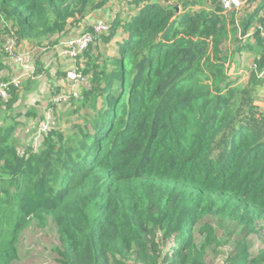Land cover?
Here are the masks:
<instances>
[{
    "label": "trees",
    "instance_id": "16d2710c",
    "mask_svg": "<svg viewBox=\"0 0 264 264\" xmlns=\"http://www.w3.org/2000/svg\"><path fill=\"white\" fill-rule=\"evenodd\" d=\"M110 1L0 0V68L20 63L1 46L7 36L18 47L93 35L74 58L90 83L71 102L82 123L51 127L27 157L12 126L0 129V264H25L30 227L41 239L54 230L52 264H209L207 248L220 264H264L263 240L248 238L264 230V37L254 28L264 0L227 11L217 0H126L113 13ZM99 10L103 32L87 21ZM243 52L253 54L244 75L229 68Z\"/></svg>",
    "mask_w": 264,
    "mask_h": 264
},
{
    "label": "rangeland",
    "instance_id": "374dc122",
    "mask_svg": "<svg viewBox=\"0 0 264 264\" xmlns=\"http://www.w3.org/2000/svg\"><path fill=\"white\" fill-rule=\"evenodd\" d=\"M125 1L126 0H124V1L123 0H112V1H110L109 5H112L114 7L112 9L113 10L112 13L115 12V10L119 11V10H123V8H127V5H125ZM240 2H241V0H240ZM243 2H245V3L243 5L242 10H244L246 8L247 0L242 1V3ZM202 6L205 7V5H202ZM251 6H254V5H253V3H249V0H248V6L247 7H251ZM223 9L226 11L228 10L225 8H223ZM102 15L103 14L100 10L97 12L93 11L88 15L90 18L87 16L88 17L87 21L90 22L91 24H93V22L98 23L100 20L106 21L107 16L106 15L102 16ZM258 15H261L263 20L259 21V22L256 21L254 28H259L260 32L264 35V9L260 10ZM96 17H100L99 18L100 20L96 19ZM106 25L108 27V24H106ZM239 32H240V30H239ZM239 35H240V33H239ZM121 36H122V34L118 33L112 41L116 42V41L121 40ZM92 38H93V35H92ZM240 38L244 39V37L242 35H240ZM10 39L11 38H9V36L4 38V41L1 42V46L4 44L5 48L9 50L8 51L9 54L11 53L12 55H14L15 59H17L18 54H26V56H27L26 61L27 62L24 64H21V65H18L17 63H15L14 59H12V60L4 59L2 62L5 65L8 64V67L0 68V97L7 96V91L9 88H16L15 91H18L22 86V89L17 92V95L19 97H18L17 101L14 102L13 105H11L9 107V109L6 107V105H4V107L7 109V111L1 112V110H0V129L3 130L6 128H10L12 126V131L14 132L13 135L17 136L19 133H21V134H24L25 136H27V133L33 134V130H30L28 132L30 119L25 114V112H27L29 110V108H30V111L35 112V115L31 114V117L33 118L32 119L33 121H36L37 118L41 117L39 114L37 115V112L42 113L44 108L47 107V103H45L44 107H40L41 105H39V104H41L42 98L45 97L44 93L46 92L48 95L47 100H50V99L56 98V97H54L51 94L52 92L50 93L49 92L50 90L46 89L45 86L40 88L37 86H32V84H31V76L34 73V71H36V61L45 62L44 61L45 53H43V52H46V49H44L43 47H38V46H36L34 49V48H32L33 46L25 40L22 41L18 47H15L13 40H10ZM51 45H52V43L47 44L46 48L50 47ZM228 45L224 44V46H226V47ZM109 52H110V50H109ZM64 55L65 54H63L62 56H59L58 60H62ZM252 57H253V55H252ZM50 61H55V59L51 58ZM65 61L69 62L67 68H65L63 65H60V66L62 68H65V70H64L65 73H69V72H71V71H69V69L75 68L74 59L66 58ZM229 68L232 71L236 70L235 72H237V73L244 72L245 70L248 69V64L243 62L242 64H240L238 66V64L236 62H232L230 64ZM44 69L45 68H43L42 71H44ZM50 69L53 72H56V69L53 68V66H51ZM37 72L39 73L40 71L37 70ZM59 75H61V73ZM67 77L69 79H73V78H75V75H67L66 74V76L59 77V79L61 80V85L58 87L59 90H61L59 93V96L61 95L59 99H61L63 101L68 99V97L65 93L66 91H77V96H79L78 92H79V88L81 86V84L79 82H77L76 84H73L72 82L67 81ZM41 78H42V76L40 75V77L38 79H35V80H39ZM3 79H5V80H3ZM16 83H21V85L17 87ZM82 84L86 85L85 82ZM30 87L32 88L31 92L26 93L25 91H28V89ZM260 96H262V99L259 100V102L261 103L262 106H264V89L261 91ZM29 106H31V107H29ZM54 113H55V118L51 121L52 127L53 126L56 127V125H57V128L59 130H61L64 133H68L70 130H73L75 127H77L76 124L81 122V120L85 114V110L84 109H77L76 105H73V107L70 109V111L68 113V107L65 106V104H63V103H60L59 107L54 108ZM36 141L40 144L41 138L36 139ZM255 213H257V212H255ZM212 222L215 223V220H212ZM257 223H259V221ZM53 231L54 230L49 229V228L47 230H45L44 234H43V239H41L38 236L37 230L33 227L28 228V230L24 234H21L20 239H19L18 250H19V254L23 255V261L25 264H52V261L50 258H48V259L45 258L44 249H45V246L47 245V243H49L50 241H55V235H54ZM255 232H256L255 235H253V236L250 235L249 239L251 242H254V240H256V239H258V240L264 239V231L262 230V227H259L257 229V231H255ZM194 238H196L199 243H201L204 240L203 238H200V233L197 231L196 228L194 231ZM170 245H173V244L171 243ZM221 245H223V244H221ZM258 245H260V243H255V246H258ZM224 248H225V246H224ZM206 250L208 252V256H207L208 263L209 264H220V261L223 257V256L221 257L220 250L215 249V250L211 251L208 248Z\"/></svg>",
    "mask_w": 264,
    "mask_h": 264
},
{
    "label": "clouds",
    "instance_id": "9594fccd",
    "mask_svg": "<svg viewBox=\"0 0 264 264\" xmlns=\"http://www.w3.org/2000/svg\"><path fill=\"white\" fill-rule=\"evenodd\" d=\"M102 21L104 23H106V21H104V20H102ZM94 23L95 22H93V24ZM93 24H91V27H92ZM106 24H108V23H106ZM261 36L264 37V35L262 33H261ZM22 41H24V40H22ZM25 41H27V40H25ZM70 41L71 40L68 39L66 41L60 40V42H56V41H53L52 38H51V41L49 40L48 42L41 43L40 45H38V47H43L44 49H46V52H43V53H45L44 57L49 56V55H54V54H57L58 57H59V56H62L63 54H65L63 56V58H62L63 60H65L66 58L74 59V58H76L78 56L79 53H81L86 48V46H84L83 48H80V47H74L73 48L72 47V42H70ZM49 43H52V45L50 47L46 48V45L49 44ZM35 47L36 46H33L32 48L35 49ZM21 55H24L26 59H25L24 62L20 61V63L18 65H21V64H24V63L27 62L26 61L27 60L26 54H21ZM44 63L46 64V62H44ZM67 63H69V62H67ZM64 65H66V63ZM47 66H51V65H46L44 71H42V69H39L37 67V65H36V71H34V73L31 76V82H32V80L36 76L37 77L35 79H38L40 77V75L41 76H43V75H47V76H52V75L59 76L56 72H55V74H52V70L51 69H47ZM67 66H68V64H67ZM65 68H67V67H65ZM37 70H39L40 72L38 73ZM69 71H71L72 73L69 72V73H66V74L67 75H75V78L69 79L67 77V81H70L73 84H76L77 82H79L81 84V86L79 88L80 93L82 91V87H84V88L85 87H87V88L90 87V83H86V85L85 84H82L85 81H84V79H80L79 78L78 73H77V71L75 69H69ZM59 77H62V76H59ZM20 85H21V83H16V86L17 87L20 86ZM58 87L59 86H56V87H54V86L53 87H46V89H49L50 90L49 92L50 93L52 92L51 94L54 97H56V98H52L50 100H47V99L45 100V97L42 98L41 104H39V105H41L40 107H44L45 106V103H47V107L44 108V110L42 111V113L37 112V115L39 114L41 117L37 118L36 121H33L32 120L33 118L31 117V114L32 115H35V112L30 111V108H29V110L27 112H25V114L33 122V134L27 133V136H26L28 138L27 140H25L23 138V135H21V136L19 134L17 136L12 135L16 139H18L19 142H20V143H18V145L16 147V153H17L18 156H20V157H27L31 153H37L38 152L39 147H40V144L36 141V139L41 138V142H42V136L45 135V134H47L49 132V130L51 129V127H52L51 121L55 118L54 108H57L56 105L59 106L60 103H63L66 106H69V108L71 109L73 107V105H76L77 104L76 102H73L71 104L72 100H78V99L81 98V96H77V91H66L65 93H66L68 99L65 100V101H63V100L59 99L60 96H61V95L59 96V93H60L61 90H59ZM30 92H31V90L28 93H30ZM8 97H9V95H8V91H7V96H4L3 98L7 99ZM261 99H262V97L259 96L258 99H257V101H258L257 103L259 104V106L261 108H264V106H262L261 103L259 102V100H261ZM70 104H71V106H70ZM29 107H31V106H29ZM80 123H82V120H81ZM80 123H78V124H80ZM13 133L14 132L12 131L11 134H13ZM249 237H250V235L248 236V238ZM262 240L264 242V239H262Z\"/></svg>",
    "mask_w": 264,
    "mask_h": 264
},
{
    "label": "crops",
    "instance_id": "0c3cea01",
    "mask_svg": "<svg viewBox=\"0 0 264 264\" xmlns=\"http://www.w3.org/2000/svg\"><path fill=\"white\" fill-rule=\"evenodd\" d=\"M102 16L105 15V13L102 11ZM100 17H96V19H99ZM65 38H63L62 40H64ZM252 53L250 52H243L242 53V56H241V61L238 63V66L240 64H242L243 62L247 63L248 65L250 64V59L252 57ZM51 58H54L55 61H50ZM58 55L57 54H54V55H49V56H46L44 58V61L46 62V65H51L53 66V68L55 69H58V70H61V71H64L65 68H62L60 65H63L65 67H67V62H65V60H58ZM66 63V65H64ZM236 71V70H235ZM237 73V72H236ZM239 73H242L243 75L247 73V71H244V72H239ZM52 74H55V72L52 71ZM37 77V76H36ZM35 77V78H36ZM35 78L32 80V86H37V87H40L42 88L43 86L45 87H56V86H60L61 85V80L59 79L58 76H55V75H52V76H47V75H43L41 79L39 80H35ZM45 95V100L48 98V95L47 93L45 92L44 93ZM30 130H33V122L30 120V123H29V129H28V132ZM19 135H23V138L25 140H27L28 138L24 135V134H21L19 133Z\"/></svg>",
    "mask_w": 264,
    "mask_h": 264
},
{
    "label": "built area",
    "instance_id": "2783aa9c",
    "mask_svg": "<svg viewBox=\"0 0 264 264\" xmlns=\"http://www.w3.org/2000/svg\"><path fill=\"white\" fill-rule=\"evenodd\" d=\"M218 3H220V5L225 8V9H231L233 7L238 8L240 5V0H217ZM107 25L106 23H104L103 21H99L98 23L95 22L92 25V29L95 32H103L104 30H107ZM106 28V29H105ZM92 40V32H86L83 33L80 36L75 37L73 40H71L70 42H72V47H80L83 48L84 46H87V44ZM25 56L18 54L17 59L18 61H25Z\"/></svg>",
    "mask_w": 264,
    "mask_h": 264
}]
</instances>
